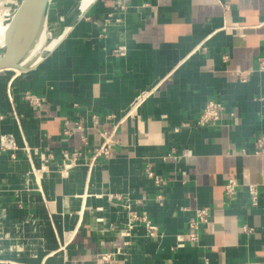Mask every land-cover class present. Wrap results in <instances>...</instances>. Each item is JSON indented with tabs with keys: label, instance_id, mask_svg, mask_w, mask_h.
I'll return each instance as SVG.
<instances>
[{
	"label": "crops",
	"instance_id": "crops-1",
	"mask_svg": "<svg viewBox=\"0 0 264 264\" xmlns=\"http://www.w3.org/2000/svg\"><path fill=\"white\" fill-rule=\"evenodd\" d=\"M56 34L29 70L0 71V138L19 146L0 149V264H264V0L79 1ZM210 100L226 106L223 120L198 126ZM113 130V156L92 160ZM201 207L210 222L192 245ZM132 212L159 235L131 225Z\"/></svg>",
	"mask_w": 264,
	"mask_h": 264
},
{
	"label": "built area",
	"instance_id": "built-area-1",
	"mask_svg": "<svg viewBox=\"0 0 264 264\" xmlns=\"http://www.w3.org/2000/svg\"><path fill=\"white\" fill-rule=\"evenodd\" d=\"M225 8H227L224 5ZM112 14H109L111 17ZM259 69L261 71L264 70V56L260 58L259 61ZM9 97L11 98L10 92ZM24 99L33 107H37L42 102V97L39 95L32 93L30 91H26L24 93ZM226 112V106L223 102L217 100H210L206 103L202 111L200 112L198 119L196 121L198 126L202 127H215L218 126L224 117V113ZM14 118L21 125V116L16 112L13 111ZM233 116L234 113H231ZM78 129H81L79 125H77ZM69 129H64L65 135H70ZM114 130L111 132H103L102 136V143L93 149V157L92 160H95L98 157H104L109 159L113 156L114 146L116 141L113 138ZM82 141L84 144H87V137L85 135L82 136ZM256 145V153H263L264 152V133L258 135L255 139ZM24 150L31 156V153L34 152L38 154L37 149L30 148L27 144L23 147ZM0 149L2 151L5 150H15L19 149L17 141L15 137L11 134H4L0 138ZM42 159H46V155L43 153H39ZM81 153L78 151H73L71 154L68 152H64L65 158H76L80 156ZM147 175L157 187H162L167 184V179H165L162 175L153 172L150 169H147ZM239 183L237 179L230 178L227 180L225 184V193L226 196L229 198H233L237 193V188ZM248 194L250 198V204L255 207L259 204V188L256 184H248L247 186ZM161 198V196L159 197ZM131 218V225L142 224L145 228L146 234L149 237H157L159 235V228L156 224L152 222V220L147 215H140L136 212H132L130 214ZM210 209L206 207H201L195 210V213L191 219L188 221V226L186 230V234L189 238V242L192 245H195L200 240V231L201 227L208 224L210 222ZM130 225V227H131ZM246 232H251L253 229L249 227H244ZM102 260L104 261H112L110 254H103L101 255Z\"/></svg>",
	"mask_w": 264,
	"mask_h": 264
},
{
	"label": "water",
	"instance_id": "water-1",
	"mask_svg": "<svg viewBox=\"0 0 264 264\" xmlns=\"http://www.w3.org/2000/svg\"><path fill=\"white\" fill-rule=\"evenodd\" d=\"M52 1L23 0L6 33L4 48L0 53V71L18 70L25 72L39 62L40 55L30 56L32 50L31 37L29 32H26V29L28 28V24L30 27L31 24L33 25L35 18L42 17L44 10ZM60 36L61 40L63 34Z\"/></svg>",
	"mask_w": 264,
	"mask_h": 264
},
{
	"label": "bare ground",
	"instance_id": "bare-ground-1",
	"mask_svg": "<svg viewBox=\"0 0 264 264\" xmlns=\"http://www.w3.org/2000/svg\"><path fill=\"white\" fill-rule=\"evenodd\" d=\"M80 1H82L83 8H86L94 0H80ZM9 2L14 3V8L8 14L9 18L7 22L6 21L2 22V20H0V48L4 46L5 37L8 31L9 25L12 19L14 18L15 14L18 12L20 6L22 5L23 0H9ZM48 7H46V9L44 10L42 17L38 19L35 18L33 20L34 21L33 25L31 24V27H30L28 24V28L26 29V32H29V35L31 37L30 42L32 44V50H31L30 56L40 55V58L38 61H40L43 57L48 55L55 48V46L57 45V42L60 40V37H61L60 36L61 34L57 35L56 33L61 26V22H63L64 14L57 16L54 19H51V18L48 19V16H49Z\"/></svg>",
	"mask_w": 264,
	"mask_h": 264
},
{
	"label": "rangeland",
	"instance_id": "rangeland-1",
	"mask_svg": "<svg viewBox=\"0 0 264 264\" xmlns=\"http://www.w3.org/2000/svg\"><path fill=\"white\" fill-rule=\"evenodd\" d=\"M79 1L80 0H53L48 7V15H49L48 19L49 18L54 19L57 16L63 15L66 9L69 8V6L78 5ZM13 8H14V3L9 2V0H0V20H2V22L5 21L7 22L9 18L8 14L10 13L11 10H13ZM67 22H69V20L65 21L64 24ZM3 48L4 47L0 48V53L3 51Z\"/></svg>",
	"mask_w": 264,
	"mask_h": 264
}]
</instances>
